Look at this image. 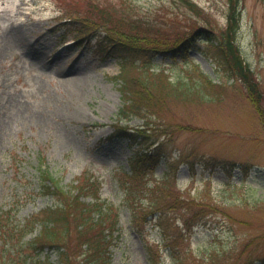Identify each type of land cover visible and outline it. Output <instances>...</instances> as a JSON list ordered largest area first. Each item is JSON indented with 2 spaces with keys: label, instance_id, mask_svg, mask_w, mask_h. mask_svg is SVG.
I'll return each instance as SVG.
<instances>
[{
  "label": "rangeland",
  "instance_id": "1",
  "mask_svg": "<svg viewBox=\"0 0 264 264\" xmlns=\"http://www.w3.org/2000/svg\"><path fill=\"white\" fill-rule=\"evenodd\" d=\"M189 1L193 7L178 0H0V214L13 221L10 226L52 204L51 198L35 196L34 192L36 167L44 158V166L66 188L86 171L103 181L102 198L120 209V231L114 233L110 247L112 264H151V256L153 264H173L166 238L155 228L154 220H145L140 213L137 225L130 223L127 202L143 208L150 198L144 193L126 194L129 187L123 174H130L128 161L133 148L109 140L122 107L120 84L114 78L121 74L126 55L116 48L105 54L96 40L90 47L89 40L81 36L88 28L85 11L93 3L110 9L120 31L129 30L121 21L125 16L140 18L144 23L138 27L139 34L156 35L158 31L147 26L155 22L170 41L191 34L199 26L225 29L229 0ZM240 7L237 43L258 82L260 99L256 95L252 98L246 83L216 72L208 44L202 39L175 58L154 57L148 68L151 74L154 70L163 72L174 82L196 80L202 72L215 84L223 83L213 93L215 101H172L159 107V116L189 127L176 135L174 143L187 161L215 156L242 166L248 173L240 168L232 170L236 201L223 211L232 218L220 212L212 214L206 221L217 231L212 234L201 227L185 240L182 250L194 255L191 263L204 262L216 251H233L231 257L241 258L233 259V264H244L250 254L264 257V0H242ZM82 17L83 30L76 32L77 24L69 21ZM114 36L118 42H128L123 36ZM143 60L131 57L125 69L130 76H142L147 70L142 67ZM142 122L134 117L130 124L139 126ZM197 168L191 175L181 165L170 174L171 180L193 195L204 188L223 189L228 180L224 169L204 164ZM167 172L168 167L161 164L148 182L159 181ZM246 199L249 205L244 206L241 200ZM255 199L259 200L257 206ZM180 216V212L168 214L171 234L178 232ZM39 229L37 226L35 234ZM23 250L29 258L37 255L28 246ZM47 256L57 262L56 250L46 248L40 259Z\"/></svg>",
  "mask_w": 264,
  "mask_h": 264
},
{
  "label": "trees",
  "instance_id": "2",
  "mask_svg": "<svg viewBox=\"0 0 264 264\" xmlns=\"http://www.w3.org/2000/svg\"><path fill=\"white\" fill-rule=\"evenodd\" d=\"M178 1L187 7H193L189 0ZM241 3L242 0H229L225 29L216 31L206 26H199L191 34L175 37L171 41V38L164 36L160 26L155 22H148L147 26L156 29L158 33L154 36L143 35L138 32V27L144 23L140 18L125 16L121 21L129 30L120 31L116 18L108 12L110 9L93 3L88 4V10L85 11L87 14L84 19L88 21L85 26L88 28L81 37L87 39L86 41L89 40L88 45L91 47L96 40L98 49L102 47V52L105 54L116 48L126 55L121 74L114 78L120 84L122 107L115 116L112 125L113 134L109 140L116 139L133 148V154L128 161L130 174H123L124 181L129 187L126 194L144 193L150 198V202L143 208L127 202L130 208L129 221L132 225H137V220L141 217L140 213H144L145 220H154L155 228H159L166 238V246L173 264H188V261L194 258L192 254L188 256L182 247L196 229L207 227L212 234L217 231L206 221L208 217L220 212L226 218H232L231 214L223 213L232 205L231 202L236 201L234 198L236 187L234 188L231 183L232 170L240 168L245 174L248 173L242 166L215 156L203 155L199 162L187 161L188 157L185 153L177 152L174 143L176 135L188 130L189 127L172 124L159 116L161 108L172 101L179 103L215 101L217 95L215 97L213 93L216 88L222 87L223 83L215 84L202 72L196 80L174 82L170 81L169 76L163 72L154 70L151 74L148 68L154 57L161 55L175 58L179 54L188 52L197 41L202 39L208 44V54L215 62L216 72L219 75L225 73L234 81L238 79L246 83L249 91L254 94L252 98L254 99L256 95L260 99L258 82L253 77V70L244 59L237 43ZM82 19L83 17L69 21V24L74 22L77 24L76 32L83 30ZM103 33L105 37L101 36ZM114 35L123 36L128 42H118ZM131 57L145 59L142 67L147 70L142 72V76L132 77L125 70ZM154 76L156 78H153ZM134 117L141 118L142 124L132 126L130 121ZM41 159L42 162L36 167L34 174V192L35 196L51 198L52 204L38 214L17 223L16 226H10L13 225V221H8L5 213L0 214V264H73V262L112 264L110 247L115 237L114 233L120 231V209L102 198L103 181L95 174L86 171L70 185V188H66L62 180L44 166V158ZM161 164L168 167V172L159 181L149 183L148 178L155 174ZM198 164L213 169H224L228 180L224 182L223 189L204 188L193 195L190 191L177 188L170 174L176 173L180 166L184 165L191 175H195ZM243 177L246 176L243 174ZM241 201L244 206L249 205L248 199ZM254 204L257 206L259 200L255 199ZM171 212L181 213V225L179 224L181 227L177 224L178 232L173 230L172 234L168 218ZM37 226H40V229L35 234ZM31 235L33 237L28 242H24ZM26 246L35 250L36 257L29 258L24 254L23 248ZM46 248L57 251V262L51 261L49 256L40 259ZM232 253L233 251H216L204 262L189 261V264H233V259L239 261L241 258H236L237 255L231 257ZM152 257H150L151 264H153ZM244 264H264V257L255 258L254 254H250Z\"/></svg>",
  "mask_w": 264,
  "mask_h": 264
}]
</instances>
